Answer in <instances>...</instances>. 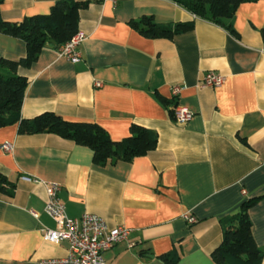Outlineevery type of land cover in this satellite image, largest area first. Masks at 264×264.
<instances>
[{
	"label": "crops",
	"instance_id": "crops-1",
	"mask_svg": "<svg viewBox=\"0 0 264 264\" xmlns=\"http://www.w3.org/2000/svg\"><path fill=\"white\" fill-rule=\"evenodd\" d=\"M77 1L88 4L79 11L81 60L66 59L47 42L30 67L18 69L30 82L21 115L52 110L95 121L116 140L138 122L158 143L132 161L97 165L89 146L53 132L19 134L14 123L0 127V171L14 184L11 195L0 191V264H40L69 251L66 242L44 241L40 229L56 224L45 213L44 184L24 174L59 183L68 216L90 211L108 228L130 231L127 242L104 253L106 264H164L158 257L174 248L179 264H214L220 218L264 194V0L238 5L235 36L196 17L194 28L171 39L145 37L130 22L145 14L163 23L194 18L175 0ZM54 2L2 0L0 14L18 21ZM25 53L22 38L0 33V59ZM211 70L225 76L221 85L200 84ZM174 85L181 89L176 101L194 114L185 124L174 122L156 95L173 97ZM5 142L13 146L8 152ZM185 213L196 223L189 226ZM248 213L264 252V196Z\"/></svg>",
	"mask_w": 264,
	"mask_h": 264
},
{
	"label": "trees",
	"instance_id": "trees-1",
	"mask_svg": "<svg viewBox=\"0 0 264 264\" xmlns=\"http://www.w3.org/2000/svg\"><path fill=\"white\" fill-rule=\"evenodd\" d=\"M246 1L256 0H175L178 6L184 7L194 18L163 23L156 21L153 15L145 14L139 19H132L130 26L136 28L145 37L171 39L175 33L194 28L196 17H199L223 25L230 34L235 36L237 32L233 29L234 13L238 5ZM1 3L2 0L0 5ZM87 5L77 0H55L49 11L32 13L18 21L3 19L0 14V33L20 37L26 44L25 56L20 59H0V127L14 123L17 125L19 134L53 132L80 145L89 146L93 152V162L97 165L115 160L132 161L138 155L148 153L158 143L154 130L138 122H133L129 127V133L120 140H116L110 137L108 130L95 121L65 119L52 110L37 113L32 118L21 115L24 91L30 82L25 74L18 73V69L30 67L32 62L39 58L47 42L54 43L57 49L78 32L79 11ZM156 95L160 102L166 105L171 117H174L173 107L177 104L176 98H167L158 93ZM13 186L14 184L9 183L0 171V191L11 195ZM263 196L264 194L256 195L242 200V204L235 213H229L220 218L223 229L222 243L211 252L214 264L262 263L264 252L256 246L252 238L253 226L248 210L257 202V199ZM158 258L164 264H179L181 254H178L174 248Z\"/></svg>",
	"mask_w": 264,
	"mask_h": 264
},
{
	"label": "built area",
	"instance_id": "built-area-1",
	"mask_svg": "<svg viewBox=\"0 0 264 264\" xmlns=\"http://www.w3.org/2000/svg\"><path fill=\"white\" fill-rule=\"evenodd\" d=\"M115 0H113L114 2ZM85 34L78 31L73 34L66 43L57 47V50L70 61L78 62L81 60L82 54L79 50V44L82 43ZM224 75L215 71H208L200 82L203 86H219L224 81ZM95 85H101L97 81ZM173 97L177 96L181 91L178 85H174ZM174 122L185 124L194 114L188 107L180 105L179 102L173 107ZM2 150L5 152L13 148L11 142L2 144ZM23 180L44 184L46 192L45 213L54 220L56 226L52 230L49 228H41L44 241L50 244L67 243L69 251L66 257L44 259L40 264H106L104 253L111 250L118 243L128 241L130 231L123 226H118L114 230L108 228L107 219L103 216L94 214L93 212H84L77 217H70L66 212L64 204L60 201V184L54 181H43L39 177L28 176L24 174ZM185 220L192 226L196 222V215L185 213ZM133 246V245H132Z\"/></svg>",
	"mask_w": 264,
	"mask_h": 264
}]
</instances>
